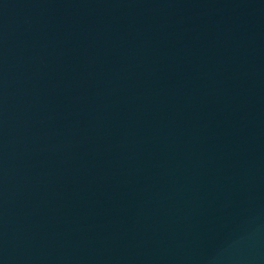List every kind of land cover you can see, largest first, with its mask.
<instances>
[{
	"label": "water",
	"instance_id": "water-1",
	"mask_svg": "<svg viewBox=\"0 0 264 264\" xmlns=\"http://www.w3.org/2000/svg\"><path fill=\"white\" fill-rule=\"evenodd\" d=\"M0 264H264V0H0Z\"/></svg>",
	"mask_w": 264,
	"mask_h": 264
}]
</instances>
